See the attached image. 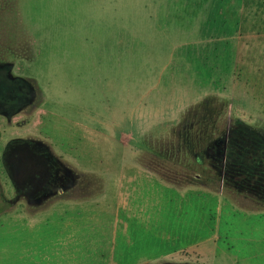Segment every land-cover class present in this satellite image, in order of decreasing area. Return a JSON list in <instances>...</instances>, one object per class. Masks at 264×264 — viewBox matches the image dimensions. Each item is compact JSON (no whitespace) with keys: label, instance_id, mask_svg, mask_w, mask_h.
Listing matches in <instances>:
<instances>
[{"label":"rangeland","instance_id":"374dc122","mask_svg":"<svg viewBox=\"0 0 264 264\" xmlns=\"http://www.w3.org/2000/svg\"><path fill=\"white\" fill-rule=\"evenodd\" d=\"M0 48L40 98L0 154L36 137L73 182L37 199L0 166V264H264V201L208 155L264 141V0H0Z\"/></svg>","mask_w":264,"mask_h":264},{"label":"flooded vegetation","instance_id":"af4514ba","mask_svg":"<svg viewBox=\"0 0 264 264\" xmlns=\"http://www.w3.org/2000/svg\"><path fill=\"white\" fill-rule=\"evenodd\" d=\"M9 50L0 48V120L4 126L16 117L32 116L40 103L29 84L30 77L14 70V64L8 61L15 58V53L7 52ZM35 139L14 136L2 143L0 166L5 169L9 182L22 194L37 199L67 194L73 182L67 177L66 164L62 166L61 158L51 148L40 147ZM229 139L226 135L214 141L208 155L223 166H233V170L240 173L239 176L226 174L228 181H236L239 188L264 201V141L251 137L233 146Z\"/></svg>","mask_w":264,"mask_h":264},{"label":"crops","instance_id":"0c3cea01","mask_svg":"<svg viewBox=\"0 0 264 264\" xmlns=\"http://www.w3.org/2000/svg\"><path fill=\"white\" fill-rule=\"evenodd\" d=\"M134 170H135V168L131 165V163H129L128 161H124L122 159H120L115 165L116 176L114 177V179H115V182H116V189H117V192H118L117 194H119V197H121V199H126L127 197L130 198L131 196L129 195V193L133 194V193H135L137 191L136 190L137 186L135 185L136 177L134 175H132V173L135 172ZM148 176L151 177L149 179L150 182L148 184V185H150V190L148 191V194H149L148 195V199H151V203L154 204L155 203V198L153 197L154 194L151 192L152 189L155 188L157 191H160L162 188H165L167 186H164L165 184H163L162 182L154 183L153 176H151V175H148ZM112 178H113V176H112ZM124 194H126V195H124ZM84 208L85 207H83L82 210H84ZM121 211H122V206L118 205V211H116V216H117V213H118V217H117L118 222H119V216H120L119 213ZM214 238L210 239V240L212 242H214ZM198 243L200 245V242L188 243V245L197 246ZM184 252L190 253L189 250H183L180 253H184ZM180 253H178V254H180ZM193 254L194 253H190V255H193ZM113 261L115 262V260H113ZM113 261H111V262L114 264ZM144 264H147V263H144Z\"/></svg>","mask_w":264,"mask_h":264}]
</instances>
